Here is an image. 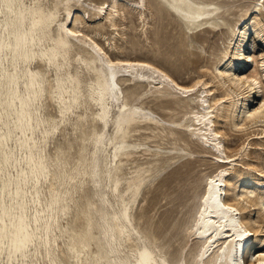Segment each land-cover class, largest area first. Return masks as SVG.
<instances>
[{"label":"bare ground","instance_id":"1","mask_svg":"<svg viewBox=\"0 0 264 264\" xmlns=\"http://www.w3.org/2000/svg\"><path fill=\"white\" fill-rule=\"evenodd\" d=\"M84 1L0 0V264H57L59 219L69 209V188L63 181L47 199L41 197L50 173L45 148L49 135L82 105V97L85 105L96 107L94 120L101 125L83 174L95 190L94 255L103 264H169V256L157 253L133 220L142 190L176 156L186 155L174 137L177 127L213 155L216 168L202 176L200 192L192 197L194 207L173 264H264V194L255 193L264 178L240 176L242 169L234 164L248 147L264 145L259 142L264 138V0H255L250 9L238 5L239 11H230L232 0L150 3L157 15L165 6L189 38L225 33L221 55L187 81L147 54H110V42L100 40L105 33L84 29L85 10L76 14ZM88 1L92 13L101 14L117 33L125 10L141 19L145 33L147 0ZM55 24L57 36L51 33ZM117 33H110L113 41ZM32 60L63 68L48 93L59 107L58 121L40 115L43 75L30 67ZM72 62L74 72L69 71ZM80 68L86 71L82 76ZM255 100L257 106L248 107ZM153 102L168 118L156 116ZM142 128L151 132L146 138L157 139L143 149L156 159L132 166L135 173L127 177L123 166L138 144L125 138ZM238 134L241 142L232 145L231 136ZM242 164L264 176L263 165ZM70 178L75 189L84 183Z\"/></svg>","mask_w":264,"mask_h":264},{"label":"rangeland","instance_id":"2","mask_svg":"<svg viewBox=\"0 0 264 264\" xmlns=\"http://www.w3.org/2000/svg\"><path fill=\"white\" fill-rule=\"evenodd\" d=\"M151 2L153 0H147L145 21H148V24L145 25L147 28L145 33H142L141 30V19H136L134 17L135 13H126V10L125 18L118 19L117 29L119 33H117V30L112 29L109 23L104 22L101 14L95 15L92 13L91 4L88 0L84 1L81 7H76V9H80L76 14H82L85 10L83 16L84 29H93L102 34L105 33V37L98 38L104 45H107V41L110 42L112 46L110 54H147L165 65L166 68L171 69L176 78L182 80L187 81L195 77L199 73L200 66L207 65L209 67L221 55L220 49L223 48L222 41L225 33L213 31L189 38L184 33V25L176 16L171 15L165 6L162 8L160 15L155 14L153 7L150 6ZM254 2L255 0H232L229 9L230 11H237L238 5L244 4L250 9L253 7ZM43 3L47 4L48 0H43ZM59 32V24H55L51 33L57 36ZM110 33H112L111 36L117 33L116 40L111 39ZM107 37L108 39L105 41ZM190 43L194 46H190ZM198 44H201V49L197 47ZM259 48H262V45ZM31 62L30 67L34 70H41L43 75L42 86L45 92L41 98L40 115L42 118H54L55 121H58L60 116L59 107L54 100L49 98L48 93L55 88L56 76L62 75L63 68L57 70L54 66H37L36 60ZM75 67L76 64L72 62L69 65V71L74 72ZM78 71L82 76L81 72L85 70L82 71L80 68ZM83 76H85L84 73ZM123 87H126V85H123ZM79 101L82 105L69 114V121H66L64 126L59 125L58 129L49 135L47 140L45 152L50 173L41 187V197L47 199L49 190L60 189V183L63 181L66 182L67 188H69L68 193H66L69 209L67 214L59 219L61 231L57 237L59 245L56 250L57 264H103L102 260L94 255L97 249L95 236L98 235L96 225L98 215L94 210L97 201L94 196L95 190L87 176L83 174L88 170L86 163L89 162L93 150V137L96 132L100 131L101 125L99 120H94V115L98 111L96 107L85 105L84 97ZM157 104V102L150 104L156 116L164 117L163 113H166L165 118H168L169 114L158 109ZM254 105L257 106L256 100L253 105L251 103L248 107ZM178 110L183 109H176V112ZM181 113L175 115L174 118L177 119ZM81 115H83V118ZM176 130V136L174 135V137L180 138L181 145L186 148V155L176 156L172 165L160 169L155 180L142 190L140 194L142 200L136 209L133 220L137 229L146 241L154 247L155 251L169 256L167 257L169 264H173V261H175L176 251L179 248L181 237L194 207L195 201L192 197L195 192H200L203 185L202 176L213 172L216 168L212 154L203 153L202 148L197 146L194 139L190 140L183 136L181 128L177 127ZM150 134L149 129L142 128L138 132L132 133V136L125 138L130 143L138 144L136 147L131 148V150L137 152L123 166L125 176L135 173V167L132 166L142 163L144 166H148L144 162L156 159L151 157L149 152L143 151L146 147L152 148L157 142L156 138H146ZM239 136V134L231 136L232 145L241 142ZM259 142L263 144L264 138L259 139ZM261 146L257 150L248 147L244 153L251 148L250 155L247 157L242 153V156L237 159L234 164L236 168L242 169V172L238 175L244 176L245 173H250L254 179L257 177L259 180L264 178V176L256 175L257 173L248 167H240V165H243L242 163L250 161L262 168L261 165L264 166V145ZM188 151L191 153H188ZM160 161L161 158L159 161L156 160V163ZM228 167L230 168V166ZM229 170L233 173L231 169ZM72 175L76 177L75 180L80 179L84 182L80 186L77 183L76 189L73 187L75 183L70 178ZM255 193L264 194V187L256 188ZM254 218L256 219V216Z\"/></svg>","mask_w":264,"mask_h":264},{"label":"snow or ice","instance_id":"3","mask_svg":"<svg viewBox=\"0 0 264 264\" xmlns=\"http://www.w3.org/2000/svg\"><path fill=\"white\" fill-rule=\"evenodd\" d=\"M228 210H229V211H235V209H232V208H229Z\"/></svg>","mask_w":264,"mask_h":264}]
</instances>
